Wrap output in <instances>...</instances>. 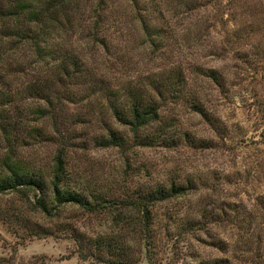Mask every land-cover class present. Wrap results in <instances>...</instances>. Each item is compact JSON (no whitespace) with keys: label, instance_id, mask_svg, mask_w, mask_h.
<instances>
[{"label":"rangeland","instance_id":"rangeland-1","mask_svg":"<svg viewBox=\"0 0 264 264\" xmlns=\"http://www.w3.org/2000/svg\"><path fill=\"white\" fill-rule=\"evenodd\" d=\"M89 2L81 6L85 13ZM98 2L104 12L101 29L106 28L102 33L107 38V50L85 45L84 34L77 30L66 32L65 44L86 63L98 65L106 77H112L114 85L177 66L185 79L184 91L197 96L203 114L193 111L187 98L169 105V113L166 106L162 113L173 117L174 143L169 146L156 143L119 150L93 147L87 142L82 147H68L64 161L70 182L76 188L86 184L98 190L113 186L111 190L119 197L123 195L122 185L133 189L155 183L181 184L187 187L183 194L154 210L156 264H197L199 260L222 257L212 241L224 238L231 244L237 240L248 221L259 220L250 218L251 210L264 197V0H136L138 7L148 8L149 23L156 28L150 36L140 28L141 12L131 0ZM151 5L156 11L149 10ZM5 39L0 45L4 57L0 67L20 65L26 71H7L8 84L4 87L20 95L7 109L10 116L22 111L26 117L25 108L38 101L23 99L22 86L40 71V62L26 49L11 50ZM210 71L214 76L209 77ZM85 102L66 108L71 115L65 128L70 131L69 143L86 141L98 131L99 122L92 119L91 112L102 101ZM44 131L50 132L51 125ZM60 140L27 138L20 156L48 170ZM5 147L6 141L0 136V155ZM28 199L30 195L26 199L12 190L0 192V258L6 259L2 264H102L79 260L68 232L36 237L28 236L24 227L36 222L55 228L59 222H69L91 235L107 229V213H83L66 207L57 220L50 221L31 210ZM201 206L218 212L223 207L227 219L182 233L173 220L168 221L170 230L163 236V211L178 216ZM233 206L237 215L229 210ZM148 263L141 254L135 264Z\"/></svg>","mask_w":264,"mask_h":264},{"label":"trees","instance_id":"trees-1","mask_svg":"<svg viewBox=\"0 0 264 264\" xmlns=\"http://www.w3.org/2000/svg\"><path fill=\"white\" fill-rule=\"evenodd\" d=\"M88 1L91 5L85 13L81 6ZM131 1V5L141 12L138 18L140 28L150 36L156 28L149 23L148 8L145 7L147 11H144L137 6L136 0ZM98 3V0H0V45L1 40L7 38L5 43L11 50L30 51L41 66L36 73L31 69L34 76L22 86L23 99L38 101L25 108L26 117L22 111L9 115L7 105L20 95L4 87L8 84V72H26L25 67L12 64L9 69L0 67V136L6 141L5 152L0 155V192L12 190L26 199L30 195L29 208L50 221L57 220L66 207L77 208L83 213H107V229L91 235L69 222H59L55 228L36 222L25 225L28 236L45 237L60 230L68 232L79 260L135 264L143 254L148 264H156L153 252L157 234L153 226L156 221L154 210L160 203L183 194L187 187L174 182L140 185L133 189L122 185L121 197L111 190L113 186L103 190L90 189L87 184L76 188L65 171L64 153L70 146L78 144L82 147L87 142L93 147L119 150L131 145L159 143L169 146L174 143L171 136L173 117L165 116L164 111L162 113L166 106L165 112L169 113V105L187 98L193 111L200 115L203 113L197 96L184 91L185 79L177 66L163 68L133 82H116L114 85L112 77H106L98 65L86 63L73 47L65 44L68 40L66 32L77 30L84 34L85 45L107 50V38L102 33L106 28L101 29L104 12ZM150 9L156 11L152 5ZM56 37L60 38L57 40ZM3 60L0 54V62ZM17 67L19 69H15ZM212 76L213 73H209V77ZM97 99L102 102L91 113L92 119L99 122L98 131L92 132L86 141L69 143L67 134L70 131L65 128L71 115L66 111L67 106L84 101L92 103ZM102 113L106 116L103 117ZM39 122L44 128L50 124L51 131L43 132ZM35 137L45 141H56L61 137V146L52 156L48 170L20 156V147L25 139ZM229 210L235 215L238 213L234 206ZM163 212L165 220L160 224L163 236L170 230L168 221L173 220L182 233L193 227L204 228L210 222L220 224L227 219L223 207L218 212L213 207L201 206L178 216ZM253 217L259 220L255 223L248 221L246 230L231 244L224 238L212 241V246L224 254L222 257L199 260L197 264H264V197L255 202L250 215ZM4 261L6 259L1 257L0 264Z\"/></svg>","mask_w":264,"mask_h":264}]
</instances>
